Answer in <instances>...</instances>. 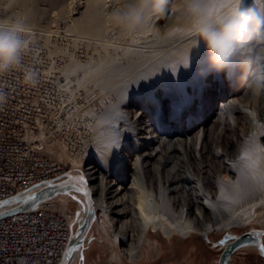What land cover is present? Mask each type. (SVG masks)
<instances>
[{
    "label": "bare ground",
    "instance_id": "obj_1",
    "mask_svg": "<svg viewBox=\"0 0 264 264\" xmlns=\"http://www.w3.org/2000/svg\"><path fill=\"white\" fill-rule=\"evenodd\" d=\"M246 1L256 3L260 0H242V4H245ZM132 2L133 0H71L69 3L71 15L59 17L54 11V14L42 18L44 25L41 26V30L31 26L32 28H28L24 35L33 38V35L42 32L41 35L47 43H51L53 40H65L73 44L77 50H81L82 53L89 51L88 57L92 58L91 61L89 59L92 82L98 86L100 84L101 87L105 86L103 89L108 98L103 101L104 104L101 108L92 114L94 121L92 126L97 127L99 137H107V133L111 130L106 117H114L111 125L119 130L120 135V146L116 149L119 160L116 164L121 165L125 170L114 167L110 158L114 149L112 148L109 152L102 146L96 147L93 152L84 149V159L82 158L80 167L66 170L60 167L61 169H58L62 174L65 172L64 176L66 177L83 176L93 198L95 220L91 229L94 225L99 226L105 235L111 236L117 243L120 242L121 252L128 260L137 261L141 259L143 243L149 241L148 237L157 233H161L168 239H171L174 234L185 238L188 233L207 235L216 230H227L226 232L233 234L228 229L235 222L222 219L220 213H223L224 210L218 197L223 193L231 196L239 195L242 198L251 196L254 177L250 171L251 168L244 165L240 156L234 158L229 156L230 151L227 148L231 142L228 141H225L223 150L209 152L215 170L228 173V181L218 178L214 182L208 180L201 176L200 167L197 165L195 168L189 165L181 167L174 165L168 171L163 170V164H168L171 160L168 152L176 150L182 153L184 144L187 142H183L182 138L175 136L174 144H172L171 139L160 136L148 118L144 105L146 100H137L136 98L128 102L127 96L129 93L136 92L139 84L148 82V78L151 77L149 75L150 68L156 64L161 63V65L175 69V72L179 67L182 68L178 64L184 61L186 55L201 53L204 50L202 46L195 45L196 37L190 32L173 31L178 28L187 29L189 26V21L177 11L181 1L173 9V16L163 34L158 33L156 27L152 26L145 30L131 32L116 20L114 13L126 10ZM6 21L8 19L0 18V22ZM113 33L128 34V40L125 42L133 43V48L132 46L131 48H122V46L112 45L111 36ZM27 40L28 48L23 54L20 68L0 74V91L6 96L5 102L0 104V127L2 129L5 127L8 131L16 129V132L10 131V134L16 133L19 138L14 140L18 141L25 137L28 138L31 129L35 130L33 132V139H36L34 145L39 147L43 145V149L39 153L33 151V157L35 155L39 158L42 153L51 158L45 150L49 138L57 133L69 136L71 126V124L68 125L67 118L64 117V105L62 108L59 105L61 99L58 92L53 93V89H51L52 83L63 81V85H66L69 82V76L65 72H71L72 69L66 70L64 68L67 66L66 64L62 67L56 65L54 61L45 64L37 54V46L32 45L31 42L29 44V39ZM152 42L162 45L163 48L164 45H176L179 48L175 47L173 50H169L165 57L153 64L151 56L148 55L149 48L147 49L149 43L152 44ZM47 45L44 53L46 57L54 52L49 44ZM160 45L157 48V55L164 51ZM149 46L151 47V45ZM119 48L124 51L119 52ZM77 50L75 52H78ZM72 54L65 53L62 58L65 61H70L72 57L76 56L82 62L88 59L83 54ZM149 56L150 58L146 59ZM84 59L86 60L83 61ZM147 62L151 67H144ZM78 66L80 69L81 63ZM163 68L165 69V67ZM27 71L36 74L34 86L24 81ZM158 73L160 74V72ZM83 78L85 77L81 76L80 79ZM262 92L264 97V87ZM24 97H30L29 101H25ZM152 98L151 101L148 100V103L153 107L155 105L154 108L160 113L162 112V108L159 106L162 102L161 99L168 101L172 96L162 91L158 98L155 96ZM68 104L70 103H66V106ZM78 117L77 121L81 128L83 127L81 115ZM230 121L234 126V121ZM177 133L175 131V134ZM125 139L130 142L125 146L126 151L121 148V142ZM166 142H170V144L164 150L162 146ZM61 156L60 154L57 157L61 158ZM154 160L159 162L158 166L152 165ZM56 165L58 167V164ZM165 172H167L166 175ZM172 172L175 174L172 175ZM129 178L132 181L126 186V181ZM52 179L57 182L62 178ZM67 198L77 202L79 212L77 222H79L82 220L83 212H86V202L83 196L76 192L71 196L61 194L53 199L63 201ZM53 199L48 200L49 209L63 214L68 218L71 226L76 219L77 211L75 214H71L68 211L69 205L62 209H56L55 203L52 202ZM79 201L84 204V210ZM74 227L76 228V224ZM90 231L83 244V264L85 253L89 248L88 241L92 240ZM218 248L222 252L225 247L218 246ZM72 257L75 258L73 264H79V251Z\"/></svg>",
    "mask_w": 264,
    "mask_h": 264
},
{
    "label": "rangeland",
    "instance_id": "obj_2",
    "mask_svg": "<svg viewBox=\"0 0 264 264\" xmlns=\"http://www.w3.org/2000/svg\"><path fill=\"white\" fill-rule=\"evenodd\" d=\"M180 1L172 0V5L167 13L159 19H154L152 27H156L158 33H164L165 27L173 16V9ZM70 2L71 0H0V18L22 19L28 28L34 26L41 30V26L44 25L43 17L54 13L59 17L71 15ZM241 7L242 10L251 11L259 19L264 20V0L256 3L246 1ZM41 34L42 32H39L33 35V38L32 36L25 38L29 39V44L31 42L32 45L37 46V54L42 58V61L45 64L54 61L56 65L62 67L66 64L67 66L64 67L66 70L72 69L71 72H65L69 76V82L66 85H63V81H57L52 83L51 88L53 93L58 92L61 99L60 107L62 108L64 105V117L67 118L68 125L71 124L70 134L69 136L53 134L46 143V154L64 170L80 167L84 149L93 152L96 147L108 143L112 136V131H109L111 133L108 132L107 137H99L97 127L92 126L94 124L92 114L101 108L105 99H108L103 89L105 86L101 87L100 84L98 86L92 82V71L89 64V59L91 61L92 58L88 57L89 51L82 53L81 50H77L73 44L65 40H53L51 43H47ZM127 35L126 33H113L111 44L122 46V48H131L133 43L125 42L128 40ZM47 44L54 52L46 57L44 53L48 47ZM149 45L147 47V49L149 48L148 55L151 56L153 64L165 57L169 50L171 51L175 47L179 48L176 45H164L163 48L162 45L155 42L149 43ZM158 45L164 51L157 55ZM122 48H119V52L124 51ZM76 50L78 52H75ZM74 52L83 54L88 59H84L83 61H86L82 62L76 56L72 57L70 61H65L62 58L65 53L74 55ZM148 62L144 67H151L148 66ZM80 63L81 68L79 69ZM178 65L182 68L176 69V73L175 69L161 65V63L151 67L149 74L151 77L148 78V82L139 84L136 92L129 93L127 96L128 102L136 98L137 100H146L147 103L145 102L144 105L148 118L160 136L171 139L172 144H174L175 136H179L183 142H187L184 144L182 153L176 150L168 152L171 160L168 164H163V170L168 171L174 165L176 167L189 165L194 168L197 165L200 167L201 176L208 180L214 182L218 178L228 181V173L215 170L209 152L211 150L221 151L225 148V141L231 142L227 148L230 151L229 156L232 158L240 156L244 165L251 168L250 171L254 177L253 193L251 196L243 198L239 195L231 196L223 193L218 197L224 210L220 216L224 221L235 222L228 229L234 235H240L250 229L263 228L264 161H258L252 153L246 150V146L250 143L257 142L264 146V97L261 94L263 87L248 83L250 69L241 70L235 65H229L219 72L209 69L205 52L186 55L184 61ZM81 76L85 78L80 79ZM160 91L171 95L173 99L168 101L161 99L162 102L159 106L162 108V112L158 113V110L154 108L155 105L154 107L152 104L150 105L148 100L151 101L153 96L158 98L161 94ZM66 103L70 104L66 106ZM238 108L241 110H237ZM79 115H81V123H83L81 128L77 121ZM61 117L63 116L61 115ZM230 120L234 121V126ZM72 121L73 123H71ZM175 131L178 133L175 134ZM129 143L126 139L123 140L121 148L126 151L125 146ZM169 144L170 142L164 143L162 149L165 150ZM116 149L111 153V161L115 168L119 169L120 167L125 170L124 167L116 164L119 160ZM60 154L61 158L57 157ZM246 155L249 156V159H245ZM253 163L255 166H252ZM152 165L158 166L159 162L154 160ZM166 174L167 172H165ZM174 174L172 172V175ZM131 178L126 181V186L131 183ZM52 202L55 203L56 209H62L69 205L68 211L71 214L78 211L77 202L73 199L67 198L63 201L53 199ZM226 231H211L207 235L192 232L188 233L185 238L174 234L171 239L157 233L148 237L149 241L143 243L141 259L130 261L122 254L120 242H115L111 236L105 235L99 226L94 225L90 231L92 240L88 241L89 248L85 253L84 264H216L221 254L217 242ZM229 264H264V259L251 246L236 251L231 256Z\"/></svg>",
    "mask_w": 264,
    "mask_h": 264
},
{
    "label": "clouds",
    "instance_id": "obj_3",
    "mask_svg": "<svg viewBox=\"0 0 264 264\" xmlns=\"http://www.w3.org/2000/svg\"><path fill=\"white\" fill-rule=\"evenodd\" d=\"M242 0H181L177 11L189 21L187 29L196 37L195 45L202 46L209 69L222 71L229 65L241 70H251L249 84L264 87V20L251 11L241 10ZM172 0H133L126 10L114 13L116 20L135 32L152 26L154 19L164 16ZM28 31L22 19L0 22V74L21 66L28 48L25 33ZM25 83L35 85L36 74L27 71ZM0 91V104L5 102ZM109 152L115 145L103 144ZM246 150L258 161H264V146L250 143Z\"/></svg>",
    "mask_w": 264,
    "mask_h": 264
},
{
    "label": "built area",
    "instance_id": "obj_4",
    "mask_svg": "<svg viewBox=\"0 0 264 264\" xmlns=\"http://www.w3.org/2000/svg\"><path fill=\"white\" fill-rule=\"evenodd\" d=\"M25 98L28 102L30 97ZM10 131L13 133L16 129ZM10 131L0 127V201L32 192L40 184L66 175L60 173L56 161L42 153L39 158L33 157V151L39 153L43 149V145H34L35 130L31 129L29 137L20 141L14 140L19 137ZM48 202L0 220V264L61 263L71 236V226L63 214L49 209ZM73 258L69 264H73Z\"/></svg>",
    "mask_w": 264,
    "mask_h": 264
},
{
    "label": "water",
    "instance_id": "obj_5",
    "mask_svg": "<svg viewBox=\"0 0 264 264\" xmlns=\"http://www.w3.org/2000/svg\"><path fill=\"white\" fill-rule=\"evenodd\" d=\"M75 192L83 196L87 206L86 212H83L82 220L79 222H77L79 212H76V219L71 224V236L60 264H69L71 257L77 251L80 253L79 264H83V244L95 220L92 194L83 176H64L57 182H44L39 185L37 190L19 193L0 201V220L19 213L31 211L43 202L51 200L58 195L67 194L71 196ZM80 203L84 210V204L82 202ZM75 224L76 228L73 230ZM263 240L264 229H250L240 235H233L229 232H225L217 242V245L224 246L225 248L221 252L216 264H229L231 256L236 251L247 246L254 247L258 251L259 256L264 259Z\"/></svg>",
    "mask_w": 264,
    "mask_h": 264
},
{
    "label": "snow or ice",
    "instance_id": "obj_6",
    "mask_svg": "<svg viewBox=\"0 0 264 264\" xmlns=\"http://www.w3.org/2000/svg\"><path fill=\"white\" fill-rule=\"evenodd\" d=\"M106 119L109 120V123H110V130L112 131V136H111V138L109 139L108 143H109V144H113V145H115V147H113V149H116V148H118V147L120 146V135H119V130L116 129L114 126L111 125V121H112V119H114L113 116L106 117ZM245 159H249V156L246 155V156H245ZM252 166H255V164L253 163ZM81 259H82V257H81Z\"/></svg>",
    "mask_w": 264,
    "mask_h": 264
}]
</instances>
